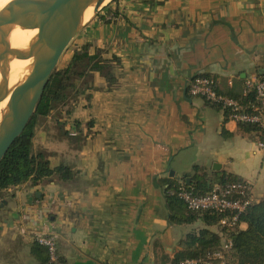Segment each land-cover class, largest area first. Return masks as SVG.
Masks as SVG:
<instances>
[{"label": "crops", "instance_id": "0c3cea01", "mask_svg": "<svg viewBox=\"0 0 264 264\" xmlns=\"http://www.w3.org/2000/svg\"><path fill=\"white\" fill-rule=\"evenodd\" d=\"M75 39L65 65L89 43L111 75L93 73L58 120L64 134L51 124L34 135L33 151L74 177L8 190L0 264H49L35 242L44 234L56 238L58 264H175L186 236L206 225L171 221L170 185L226 175L264 199L258 135L187 89L206 75L238 98L264 77V0H114ZM210 229L226 238L220 224Z\"/></svg>", "mask_w": 264, "mask_h": 264}, {"label": "trees", "instance_id": "16d2710c", "mask_svg": "<svg viewBox=\"0 0 264 264\" xmlns=\"http://www.w3.org/2000/svg\"><path fill=\"white\" fill-rule=\"evenodd\" d=\"M111 71L112 66L102 57V51L96 50L93 53L91 45L85 43L74 53L64 69L53 72L33 118L0 163V198L3 194L8 193L9 189L21 186L29 181L38 183L48 178H56L62 182L72 181L74 172L71 167L66 165L52 167L44 152L36 153L33 151L32 141L37 119L48 117L58 105L69 100V95L72 89H75L77 80L87 75L93 79V73L95 72L107 78L111 75ZM226 97L238 101L249 111L257 102L255 92H250L247 95L243 94L242 97L238 98ZM211 106L220 109V106L214 104ZM229 113V110H225V116L228 117ZM240 126L252 132L258 131V128L252 125ZM239 181L241 180L222 175L207 180L204 177H199L191 185L184 184L194 195L201 196L210 192L217 184ZM179 186L170 185L166 189V197L171 210V221L176 224H192L201 220L205 223L206 228L198 233L192 232L186 236L183 242L186 250L176 256L175 264H180L186 259L206 257L222 245L219 235L210 228L219 225L223 215L211 210L192 212L185 202L179 198ZM241 223L247 225L245 230L240 228ZM229 231L233 246L228 264H264V199L254 202L245 213L240 215L238 225L229 228Z\"/></svg>", "mask_w": 264, "mask_h": 264}, {"label": "water", "instance_id": "95a60500", "mask_svg": "<svg viewBox=\"0 0 264 264\" xmlns=\"http://www.w3.org/2000/svg\"><path fill=\"white\" fill-rule=\"evenodd\" d=\"M108 1L12 0L0 10V100L9 96L8 106L13 114H9L10 118L0 128V163L33 118L64 52ZM90 7H93V16L84 22L85 13ZM10 25L38 30L27 53L9 45L4 28ZM10 56L33 60L28 75L11 91L8 87Z\"/></svg>", "mask_w": 264, "mask_h": 264}, {"label": "built area", "instance_id": "2783aa9c", "mask_svg": "<svg viewBox=\"0 0 264 264\" xmlns=\"http://www.w3.org/2000/svg\"><path fill=\"white\" fill-rule=\"evenodd\" d=\"M188 93L192 97L201 98L210 105L220 106L225 116V110L230 113L225 116L239 125H252L258 128L255 133L259 137L257 143L264 150V77L250 80L246 83L245 95L255 92L256 104L249 110L238 101L226 97L217 90L216 80L206 75H199L188 81ZM178 196L192 212L215 211L223 215L220 225L226 238L222 245L213 253L198 259H186L180 264H228L232 250V239L229 228L239 223V217L255 202L253 188L249 182L239 181L227 184H217L204 195H194L182 183L178 188ZM241 225V224H240ZM228 229V230H225ZM35 242L44 247L48 253L49 264H58V248L53 235H38Z\"/></svg>", "mask_w": 264, "mask_h": 264}, {"label": "bare ground", "instance_id": "6f19581e", "mask_svg": "<svg viewBox=\"0 0 264 264\" xmlns=\"http://www.w3.org/2000/svg\"><path fill=\"white\" fill-rule=\"evenodd\" d=\"M12 0H0V10H2ZM93 7H90L84 16V22H88L93 16ZM7 34L9 45L22 53H27L30 44L38 34L37 29H23L20 26L10 25L4 28ZM33 60L24 58L9 57L8 81L10 91L21 82L29 73ZM1 81V75H0ZM11 94V93H10ZM9 96L0 100V128L3 127L10 118L11 109L8 106ZM10 114V115H9Z\"/></svg>", "mask_w": 264, "mask_h": 264}, {"label": "rangeland", "instance_id": "374dc122", "mask_svg": "<svg viewBox=\"0 0 264 264\" xmlns=\"http://www.w3.org/2000/svg\"><path fill=\"white\" fill-rule=\"evenodd\" d=\"M114 0H109L108 4L112 3ZM107 4V5H108ZM106 5V6H107ZM86 28V27H85ZM85 28L81 31L83 32L85 30ZM80 32V33H81ZM76 39H74L71 44L69 45V47L67 48V50L64 52V54L61 57V60L59 61L56 70H61L64 69L66 67L65 63H64V58L65 56L68 55V52H71L73 50V48L75 49L74 45H75ZM81 48V47H80ZM92 78H90L89 75H87L86 77L79 79L76 81V85H75V89H72L70 96V99L67 100L64 104H60L58 105L48 117H39L37 119V125L35 128V134H39L40 130L46 126L49 127L51 126V124H53L55 126L54 129H52L51 131H55V133L58 132L59 135L64 134V130H65V125H67V122L62 121L61 123L58 121L60 118L64 119L67 117V113L70 112L73 104L78 101V99L86 94V92L88 91V89H90V86L92 84ZM81 92V93H80ZM51 128V127H50ZM39 136V135H38ZM38 151V150H37ZM10 196V193H5L2 195V197L0 198V204H1V200L4 198H7ZM3 220V218L0 216V223H2L1 221Z\"/></svg>", "mask_w": 264, "mask_h": 264}]
</instances>
